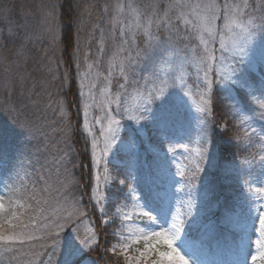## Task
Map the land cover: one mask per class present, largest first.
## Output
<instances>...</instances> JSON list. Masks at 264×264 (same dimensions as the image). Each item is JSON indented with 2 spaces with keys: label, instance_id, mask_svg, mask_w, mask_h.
<instances>
[{
  "label": "rangeland",
  "instance_id": "1",
  "mask_svg": "<svg viewBox=\"0 0 264 264\" xmlns=\"http://www.w3.org/2000/svg\"><path fill=\"white\" fill-rule=\"evenodd\" d=\"M261 2L0 0V264H117L110 245L173 217L189 264H264ZM93 233L101 262L81 243Z\"/></svg>",
  "mask_w": 264,
  "mask_h": 264
},
{
  "label": "snow or ice",
  "instance_id": "2",
  "mask_svg": "<svg viewBox=\"0 0 264 264\" xmlns=\"http://www.w3.org/2000/svg\"><path fill=\"white\" fill-rule=\"evenodd\" d=\"M248 5H246L247 7ZM204 9L209 13L207 17H205V21L207 24H212L214 26V22L216 20V13L219 10L218 6L214 3H209L203 6ZM230 7V6H225ZM261 11H264V0H262L260 4ZM255 27V26H254ZM260 29L264 31V22L259 25ZM225 29H227L229 32H231V27L229 23L225 24ZM244 32L247 33V36L245 37V40H250L252 38L253 33L249 31L248 28H244ZM205 44L207 42H204ZM235 40H232V45L235 47ZM220 48L222 51L227 50L226 46V38L224 36L220 37ZM193 59L197 60L198 63H205L203 59H198L195 54H193ZM210 60L215 61L217 58L213 55L209 57ZM221 61H223L224 57L221 56L219 58ZM134 63V62H133ZM133 71L134 70L130 69ZM123 72L124 69H121ZM205 76H207V72L205 73ZM125 79L127 80L128 77L125 76ZM123 87V85H121ZM207 91L205 95L207 96V99L204 101V107L201 108V111H204L207 115V117L211 118L213 121H216L215 119V113L217 105L215 104L214 100L212 99L211 95V89H212V82L208 81L206 85ZM160 95H163V89H161ZM155 96H152L149 94L148 96L144 97V102L140 107L137 109L143 110L145 113L150 111V105L153 99H155ZM264 107V105H262ZM123 115V114H122ZM148 115L141 117V119H147ZM129 120H135L138 124L140 123V119H137L134 115H129L127 117ZM223 122L219 124V127L228 131L230 124L227 120H222ZM120 124L119 120H111L110 124ZM109 133L112 135L113 139L116 135V130L109 127ZM245 136H247V133H245ZM107 142V138H106ZM130 144H135V141L131 139L129 141ZM110 146V145H109ZM95 147V142H93V148ZM107 151V149H106ZM169 151H172V149H169ZM247 162V161H246ZM183 175V173H181ZM98 179V177H97ZM120 185H125L127 187L126 180H119L118 182ZM90 190V196L89 199L92 198L91 195V186H89ZM130 191L134 192V189H130ZM11 195H15V192L13 191ZM9 201H11V196L9 197ZM5 208V205L3 203H0V210H3ZM117 212H119V208L116 209ZM9 215L15 217V212L11 210L9 207ZM141 217H147L149 220L155 221L156 217L152 215V213L148 211H143L141 214ZM11 222L10 220L8 221ZM111 222L114 221L111 220ZM105 224H108L109 221H104ZM259 223H260V231L261 235H264V216L259 217ZM183 231L182 226L178 227V223L176 221V218L173 217V220L171 224L168 227H161L158 230H150L147 232L141 231L138 236L132 237H126L125 242L120 243L119 241L115 244H112L107 249V254L111 255L112 257L116 258L117 264H189V261L187 257L181 252L180 248L176 246V240L179 238L180 233ZM2 239V237H0ZM58 241H53V246ZM81 243L89 249H95L96 247H99L101 244V237L98 233H93V236L91 238V242H85L81 241ZM257 243H261L260 241H257ZM139 245V246H137ZM133 249H135V253L133 254ZM253 260L256 259L255 256L252 257Z\"/></svg>",
  "mask_w": 264,
  "mask_h": 264
},
{
  "label": "trees",
  "instance_id": "3",
  "mask_svg": "<svg viewBox=\"0 0 264 264\" xmlns=\"http://www.w3.org/2000/svg\"><path fill=\"white\" fill-rule=\"evenodd\" d=\"M67 40L68 38L64 41V44L65 46L67 45ZM68 49V48H67ZM68 51V50H66ZM216 140V142H218L219 140L218 139H214ZM220 156V155H219ZM223 156L221 155L220 156V159L223 160L222 158ZM215 177L217 178V176L215 175ZM214 184H216L214 182ZM84 199V198H83ZM149 202H151L153 204V201L149 198ZM214 222L212 223L211 225V229L213 231H215V235H226V232L225 229L219 224V222H221V220H224L226 219V215L224 212H222L221 210H217L215 213H214ZM87 256H92L94 258H96L99 262H101V251L100 249L97 247L95 249H91L88 253H87ZM111 264V263H110Z\"/></svg>",
  "mask_w": 264,
  "mask_h": 264
}]
</instances>
